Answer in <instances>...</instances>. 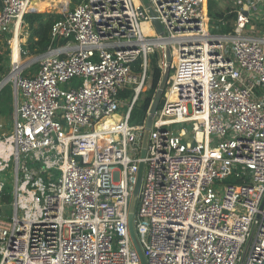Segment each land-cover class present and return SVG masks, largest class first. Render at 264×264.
I'll list each match as a JSON object with an SVG mask.
<instances>
[{
  "label": "built area",
  "instance_id": "2783aa9c",
  "mask_svg": "<svg viewBox=\"0 0 264 264\" xmlns=\"http://www.w3.org/2000/svg\"><path fill=\"white\" fill-rule=\"evenodd\" d=\"M36 1L0 0V35ZM60 5L34 71L13 64L0 84L14 90L12 133L0 125V264H141L128 212L146 120H129L165 47L173 73L132 218L146 264H264V37L245 34L264 0H236L229 35L210 31L206 0Z\"/></svg>",
  "mask_w": 264,
  "mask_h": 264
},
{
  "label": "trees",
  "instance_id": "16d2710c",
  "mask_svg": "<svg viewBox=\"0 0 264 264\" xmlns=\"http://www.w3.org/2000/svg\"><path fill=\"white\" fill-rule=\"evenodd\" d=\"M213 4H209L208 16L211 20L223 18V14L215 13L212 11ZM61 15H54L48 13H27L23 17V24L25 23L28 27L29 37L24 45H22V52H26L30 55H40L44 53L50 44L49 31L52 24L59 20ZM235 18V14H229L227 19ZM215 20V21H216ZM228 27V26H227ZM226 28V27H225ZM230 29L226 30L228 32ZM9 55V49L7 46L0 43V79L5 73V63ZM161 55L156 52L150 57L149 68L147 71V76L149 78V88L139 96L138 101L134 105L130 113V124L141 125L147 118V114L152 101L154 100L156 90L158 88L159 82L162 77V71L158 66V62ZM141 59L135 61L131 67L134 72H141ZM74 84V83H73ZM132 92L130 90L124 91L123 96H131ZM9 199V197H7Z\"/></svg>",
  "mask_w": 264,
  "mask_h": 264
},
{
  "label": "rangeland",
  "instance_id": "374dc122",
  "mask_svg": "<svg viewBox=\"0 0 264 264\" xmlns=\"http://www.w3.org/2000/svg\"><path fill=\"white\" fill-rule=\"evenodd\" d=\"M142 2L147 4V0H142ZM57 12H58L57 10L55 12H51L50 10H45L44 12H38V13H48V14H54V15L58 16L59 12L58 13ZM231 24L232 23H230V27L226 26V28L222 29V31H224V30L226 31L228 29H231ZM209 26H213V23H211V19H210ZM257 29H261V28L257 26ZM13 30L14 29L12 28V30L10 31L9 34L0 35L1 45L4 44L7 46V49H9V55H8L6 63H5V65H6L5 73L1 77L0 82L5 80L13 72V63L11 60V46H12V40L14 37ZM216 30H218V29H216ZM29 32L30 31L28 30V27L25 23L20 26V31L18 34V37L20 39V41H18V43H20L19 48L22 49V45H24L26 43V41L28 40ZM14 51H15V49L13 48V52ZM36 57H37L36 55H30V56L28 54L23 55V56L20 55L19 56L18 70L20 68H22L23 73H25L30 68L29 72H33L36 65H37L36 64ZM28 64H30L29 65L30 67L27 66ZM170 73L171 74L173 73L172 66L170 67L169 74ZM13 110H14V90H13V84L11 82H9L0 89V125L3 126V130L5 132H7L8 134L12 133ZM137 204H138V202L136 201L135 211L137 209Z\"/></svg>",
  "mask_w": 264,
  "mask_h": 264
},
{
  "label": "water",
  "instance_id": "95a60500",
  "mask_svg": "<svg viewBox=\"0 0 264 264\" xmlns=\"http://www.w3.org/2000/svg\"><path fill=\"white\" fill-rule=\"evenodd\" d=\"M149 13L151 16H153V12L151 9H149ZM244 14H247V13L244 11ZM153 25L157 29L158 33L162 32V28H161L160 24L158 23V21L154 20ZM164 54H165V68H164L161 80L159 82L158 88L156 90L154 100L152 101V103L150 105L149 114L147 115V118L145 121L144 131H143L142 139H141L140 155H139L140 162L138 164V172H137L136 182H135L134 189L132 192V197L130 200L129 212H128L129 233H130L131 239L133 241L135 250L137 251V253L140 257L141 264H146V261H145V258L142 255V252H141V250H140V248L136 242L135 233H134V230L132 227V218H133V214H134V210H135V203L137 201V197H138V193H139V189H140V183H141L142 171H143L142 160L144 159L145 153H146L148 134H149L151 124H152V116L159 106V103H160V100L162 98L164 89L166 87V83H167V80L169 77V71H170V67H171V55H170V50L168 47H165ZM1 83L2 82H0V84Z\"/></svg>",
  "mask_w": 264,
  "mask_h": 264
},
{
  "label": "crops",
  "instance_id": "0c3cea01",
  "mask_svg": "<svg viewBox=\"0 0 264 264\" xmlns=\"http://www.w3.org/2000/svg\"><path fill=\"white\" fill-rule=\"evenodd\" d=\"M47 5L48 1L43 0L40 1V3ZM209 4H213L212 6V11L215 13L223 14V18H219L218 20L212 19L211 23H213V26H209L210 31L214 34H220V35H229L233 33V27H234V21L236 18V12L238 11V7L236 6V0H206V5H205V11L208 15V7ZM61 6V5H60ZM50 10L51 12H55L56 10L59 15L60 14V8L57 9H46ZM54 10V11H53ZM39 12V11H38ZM235 14V18H228L229 14ZM209 18V24H210V16ZM216 20V21H215ZM231 24V29L226 32L225 30L222 31L226 26L230 27ZM257 26L260 27L261 29H257ZM218 29V30H216ZM248 31H245V34L248 36L252 37H264V15L260 16L258 19H253L251 22L250 27L247 29Z\"/></svg>",
  "mask_w": 264,
  "mask_h": 264
},
{
  "label": "bare ground",
  "instance_id": "6f19581e",
  "mask_svg": "<svg viewBox=\"0 0 264 264\" xmlns=\"http://www.w3.org/2000/svg\"><path fill=\"white\" fill-rule=\"evenodd\" d=\"M48 4H42V2L40 3V1H36L33 2V7H35L39 12H44L46 9H57L59 8L60 4L64 1V0H47ZM144 31L147 34H153V32L151 30H148L146 25H143ZM20 31V27H19V22L16 24L15 29H14V37L12 40V46H11V60L12 63L14 64L15 67H17L19 65V44L18 41H20L18 34ZM13 48L15 49V51L13 52ZM7 81V80H6Z\"/></svg>",
  "mask_w": 264,
  "mask_h": 264
}]
</instances>
